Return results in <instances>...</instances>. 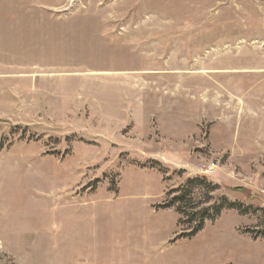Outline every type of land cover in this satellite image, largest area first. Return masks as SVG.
<instances>
[{
	"label": "rangeland",
	"instance_id": "rangeland-1",
	"mask_svg": "<svg viewBox=\"0 0 264 264\" xmlns=\"http://www.w3.org/2000/svg\"><path fill=\"white\" fill-rule=\"evenodd\" d=\"M202 175L255 212L178 238L154 205ZM261 230L264 0H0V264H264Z\"/></svg>",
	"mask_w": 264,
	"mask_h": 264
},
{
	"label": "trees",
	"instance_id": "trees-1",
	"mask_svg": "<svg viewBox=\"0 0 264 264\" xmlns=\"http://www.w3.org/2000/svg\"><path fill=\"white\" fill-rule=\"evenodd\" d=\"M17 128L22 132L27 131V126L17 125ZM153 164L159 166L157 162ZM218 189V185L209 181L204 175L187 178L176 188L167 190L163 201L154 205V208L173 209L178 216L177 226L182 229L178 238L185 239L196 236L206 222H213L224 210L232 209L240 214L255 212L250 206L230 201L221 195H214L213 193ZM259 235L264 237V230L259 231Z\"/></svg>",
	"mask_w": 264,
	"mask_h": 264
},
{
	"label": "built area",
	"instance_id": "built-area-1",
	"mask_svg": "<svg viewBox=\"0 0 264 264\" xmlns=\"http://www.w3.org/2000/svg\"><path fill=\"white\" fill-rule=\"evenodd\" d=\"M210 170H212V169H210Z\"/></svg>",
	"mask_w": 264,
	"mask_h": 264
}]
</instances>
